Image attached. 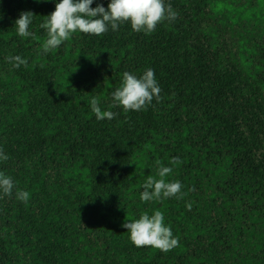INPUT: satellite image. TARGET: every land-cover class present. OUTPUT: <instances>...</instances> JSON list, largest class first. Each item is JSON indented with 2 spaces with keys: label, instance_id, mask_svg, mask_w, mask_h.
I'll return each mask as SVG.
<instances>
[{
  "label": "trees",
  "instance_id": "trees-1",
  "mask_svg": "<svg viewBox=\"0 0 264 264\" xmlns=\"http://www.w3.org/2000/svg\"><path fill=\"white\" fill-rule=\"evenodd\" d=\"M57 2L0 0V173L15 184L0 190V264H264V0H164L177 18L150 34L126 22L44 53ZM149 68L159 102L113 106L123 73ZM156 161L183 198L140 199ZM156 210L179 238L167 253L122 227Z\"/></svg>",
  "mask_w": 264,
  "mask_h": 264
},
{
  "label": "clouds",
  "instance_id": "clouds-1",
  "mask_svg": "<svg viewBox=\"0 0 264 264\" xmlns=\"http://www.w3.org/2000/svg\"><path fill=\"white\" fill-rule=\"evenodd\" d=\"M94 0H58L55 11L48 15L47 19L40 24L47 32V39L43 43L44 53H48L62 45L70 39L76 32L101 36L105 34L109 27L118 30L120 24L130 22L133 31L150 34L155 31L157 25L164 20H175L177 13L171 5H165L164 0H111L107 8L98 3L92 7ZM34 13L23 11L15 21L17 33L21 37L32 36L29 31ZM9 63L15 68L21 65L27 66V59L21 56L7 57ZM161 88L155 78L154 70L149 68L142 76L137 77L129 72L123 73V82L113 93V100L123 108L125 112L130 110L140 111L150 105L155 98L160 100ZM91 110L98 120H112L116 113L112 111H102L99 100L95 97L90 101ZM8 156L0 150V160L7 161ZM182 161L179 157H174L171 164L177 165ZM158 165L157 175L159 179L149 176L143 185L144 191L140 199L143 202L167 199L171 197L183 198L182 184L179 181H166L173 169L156 161ZM15 184L11 177L0 173V190L6 196L13 194ZM194 190V189H193ZM16 198L27 202L29 193L22 190L16 191ZM187 207L191 209V204ZM122 227L130 233L131 242L138 248L153 247L165 253L179 245V238L173 236L170 226H165L164 215L156 210L152 215L144 213L139 219L125 222Z\"/></svg>",
  "mask_w": 264,
  "mask_h": 264
}]
</instances>
